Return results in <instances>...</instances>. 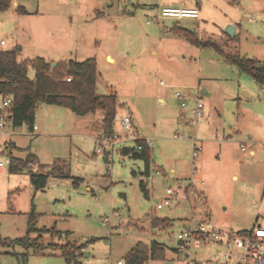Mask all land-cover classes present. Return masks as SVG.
Listing matches in <instances>:
<instances>
[{
    "label": "rangeland",
    "instance_id": "1",
    "mask_svg": "<svg viewBox=\"0 0 264 264\" xmlns=\"http://www.w3.org/2000/svg\"><path fill=\"white\" fill-rule=\"evenodd\" d=\"M18 1L25 12L13 1L0 9L2 46L19 43L20 58L96 57L97 92L116 94L120 110L134 116L139 136L152 140V159L145 172L143 159L122 153L123 146H135L133 140L97 151L99 142H108L102 109L77 114L66 106L39 104L35 131L27 124L0 128L3 239L25 235L34 210L37 227L58 230L43 232L45 244L82 245L83 255L71 264H116L137 242L153 240L164 244L174 264H183L174 248L187 219L210 217L223 228L245 230L259 213L264 216V88L216 49L168 31L178 21L203 40L227 43V51L264 59V0H200L197 18L159 20L160 6H193L194 0ZM228 23L239 26L236 41L224 40ZM29 75L34 77L32 68ZM198 100L204 114L193 121ZM119 116L116 132L123 130ZM195 144L202 146L197 156ZM11 155L27 158L26 166L11 171ZM52 167L65 175L49 174L46 186L37 189L29 170L48 173ZM74 176L82 179L76 184ZM168 187L177 194L159 208L155 198ZM155 217L169 223L154 224ZM214 250V245L198 248L196 257ZM46 252L0 242V264H66L59 250Z\"/></svg>",
    "mask_w": 264,
    "mask_h": 264
},
{
    "label": "trees",
    "instance_id": "2",
    "mask_svg": "<svg viewBox=\"0 0 264 264\" xmlns=\"http://www.w3.org/2000/svg\"><path fill=\"white\" fill-rule=\"evenodd\" d=\"M11 0H0V9L6 10L10 7ZM20 12L26 9L18 5ZM177 32L181 33L190 42L196 45L211 46L216 49L223 58L234 64L241 71L250 74L259 84L264 86V59L249 57L238 52H230L221 48L217 43L203 40L197 33L188 28L175 26ZM20 44L5 48L0 45V95L11 99L10 114L8 122L13 126L27 124L32 131L34 129L37 108L40 103L57 104L71 108L77 114L94 112L97 109L104 111V133L110 134L114 131V120L118 110L117 96L115 93L102 94L96 90L97 81V59L94 56L83 60L74 58L61 59L53 63L43 56L20 58ZM34 70V77L29 75V69ZM71 76L70 80L66 77ZM121 152L130 154L135 158H141L145 162V172H149L151 151L150 147L137 150L133 146H123ZM27 158L11 155L10 170L18 172L26 166ZM30 179L37 189L44 188L47 184L49 174L63 176L65 173L61 167H52L48 173L29 170ZM75 177V176H74ZM81 177H75V183ZM141 187L146 195L149 191L146 184L141 181ZM36 213L34 210L29 215L28 230L25 235L14 239L2 238L0 242L6 245L18 243L25 248H33L36 254H45L46 249L59 250L66 264H71L83 255L82 245L75 242L45 244L43 232L58 231L55 227H37ZM154 224H167L168 218H153ZM37 232V235H32ZM175 250V248H174ZM149 259L169 260L167 249L158 240H153L150 245L141 241L137 242L123 257V264H145Z\"/></svg>",
    "mask_w": 264,
    "mask_h": 264
},
{
    "label": "built area",
    "instance_id": "3",
    "mask_svg": "<svg viewBox=\"0 0 264 264\" xmlns=\"http://www.w3.org/2000/svg\"><path fill=\"white\" fill-rule=\"evenodd\" d=\"M198 16L199 8L197 6L165 4L160 6L156 19L159 20L165 17L174 19L184 17L197 18ZM4 43L5 40L1 39L0 44L3 45ZM66 79L70 80L71 76L66 77ZM176 95L183 97L179 91H176ZM182 105H185V102H182ZM10 106L11 99L0 95V128H4L7 125ZM203 107V102L198 100L191 109L194 115L193 121H197L198 118L203 116ZM120 122L123 130L121 132L113 131L110 134L104 133L108 138V142H99L97 151H105L107 145L113 147L116 142H126L128 140L135 141L136 144L133 147L137 150L152 146L151 139L142 138L136 132L129 113L123 112ZM35 128H37L36 124H34ZM201 147V145L195 144L194 156L198 155V150ZM0 164H3V162H0ZM157 172H159V169H157ZM176 194L177 192L173 188L168 187L165 195L156 199L157 207L170 205ZM194 196L197 200L201 199L198 191H195ZM106 220L107 218L104 219V221ZM177 238L178 242L175 251L182 254L183 264H264V218L261 216H257L252 226L245 230L223 228L217 225L210 217L189 218L183 223ZM212 245L215 246V250L210 256L204 259L196 257L198 248ZM167 261H171L169 264H174L173 259ZM116 264H123V260H117Z\"/></svg>",
    "mask_w": 264,
    "mask_h": 264
},
{
    "label": "crops",
    "instance_id": "4",
    "mask_svg": "<svg viewBox=\"0 0 264 264\" xmlns=\"http://www.w3.org/2000/svg\"><path fill=\"white\" fill-rule=\"evenodd\" d=\"M14 2V4L16 5V10H18L17 9V6L18 5H22V4H20L19 3V1L18 0H11V2ZM113 3V1H109V4H112ZM200 0H194V3H193V6H197L198 8L200 7ZM154 4H156V3H154ZM153 3H142L141 5H143V6H146V5H150V6H152V5H154ZM137 5H140V3H138ZM157 5V4H156ZM183 5H185V4H183ZM25 9H26V7L24 6V5H22ZM159 8V5H157V9ZM97 11V14L98 15H101V14H103V10H101V9H96ZM19 11V10H18ZM159 11V10H158ZM124 12H125V10H124ZM133 11H131V10H128V13H132ZM158 13V12H157ZM156 13V14H157ZM230 25H233L234 26V28H233V30H232V33H229L228 31H227V29H232V28H230ZM175 26H179V27H184V28H188V27H186V26H184V25H182V24H180V23H178V21L177 22H174L173 24H172V26L168 29V31L170 32V33H172V34H174L175 36H182V37H184L181 33H179V32H177L174 28H175ZM189 29V28H188ZM191 30V29H190ZM191 31H194V30H191ZM195 32V31H194ZM239 32V26H238V24H236V23H228L227 24V28L225 29V31H224V33H225V38H224V40L225 39H229V40H233V41H236V36H237V33ZM185 38V37H184ZM188 42H190L187 38H185ZM204 39H206L207 40V37H204ZM210 41H213V42H215V43H217L221 48H223L224 50L226 49V48H228V45H227V43H225V42H223V43H219V42H217V41H215V40H210ZM191 44H193V45H195V46H197V47H205V46H203V45H196V44H194V43H192V42H190ZM4 44H6V42L4 43ZM17 44H19V43H17ZM21 46V45H20ZM211 47V46H210ZM106 56H107V58H109V57H111V59L113 60V56L110 54V53H107L106 54ZM68 58H72V57H68ZM67 59V58H66ZM49 60H53V63H55L56 61H58V60H55V59H49ZM261 85V84H260ZM263 88H264V86L263 85H261ZM193 92H196L195 91V89H193L192 90ZM160 99H161V97H159ZM41 104V103H40ZM117 104H118V110H117V113H116V116H115V120H116V117H118V115H120L119 117H121V114L123 113V112H125V113H129L130 115H131V117H132V121H133V125H134V128H135V130H136V132L137 133H139V131H138V128H137V126H136V123H135V119H134V116L130 113V112H126V111H121L120 110V104L118 103V101H117ZM115 120H114V126H115ZM36 124V123H35ZM37 125V124H36ZM37 128H38V125H37ZM37 128H35V129H33L34 131L37 129ZM32 130V131H33ZM254 149H251L250 150V153H254ZM151 159H152V155H151ZM150 164H151V161H150ZM157 198H155V200H156ZM258 216H261V217H263L264 218V216L261 214V213H259L258 214Z\"/></svg>",
    "mask_w": 264,
    "mask_h": 264
},
{
    "label": "water",
    "instance_id": "5",
    "mask_svg": "<svg viewBox=\"0 0 264 264\" xmlns=\"http://www.w3.org/2000/svg\"><path fill=\"white\" fill-rule=\"evenodd\" d=\"M230 28H232V29H227V31H228L229 33H232V30H233L234 26H233V25H230ZM180 186H181V185H180ZM169 263H171V261H167V262H166V264H169Z\"/></svg>",
    "mask_w": 264,
    "mask_h": 264
}]
</instances>
